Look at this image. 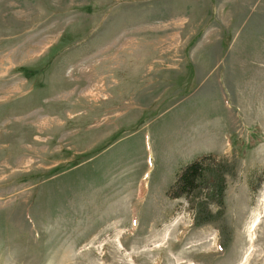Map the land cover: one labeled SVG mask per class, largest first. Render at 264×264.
Returning <instances> with one entry per match:
<instances>
[{
  "label": "rangeland",
  "instance_id": "obj_1",
  "mask_svg": "<svg viewBox=\"0 0 264 264\" xmlns=\"http://www.w3.org/2000/svg\"><path fill=\"white\" fill-rule=\"evenodd\" d=\"M0 264H264V0H0Z\"/></svg>",
  "mask_w": 264,
  "mask_h": 264
},
{
  "label": "trees",
  "instance_id": "obj_2",
  "mask_svg": "<svg viewBox=\"0 0 264 264\" xmlns=\"http://www.w3.org/2000/svg\"><path fill=\"white\" fill-rule=\"evenodd\" d=\"M213 162L212 155H205L193 159L186 164L177 174L176 179L169 188V196L172 198L189 197L195 190L205 183H211L218 188V195L223 196L224 178L217 174V179L210 176L213 170L209 168L208 162Z\"/></svg>",
  "mask_w": 264,
  "mask_h": 264
}]
</instances>
